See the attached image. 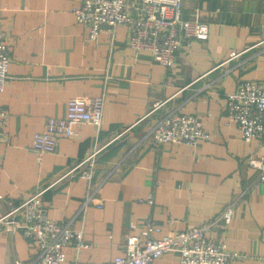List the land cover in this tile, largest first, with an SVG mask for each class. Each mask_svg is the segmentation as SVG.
Masks as SVG:
<instances>
[{"label":"crops","instance_id":"obj_1","mask_svg":"<svg viewBox=\"0 0 264 264\" xmlns=\"http://www.w3.org/2000/svg\"><path fill=\"white\" fill-rule=\"evenodd\" d=\"M78 5L0 0V27L10 43L9 77L0 91L7 113L0 215L43 190L48 216L81 229L87 244L66 246L61 264H104L123 254L128 235H141L148 217L161 225L155 235L172 234L232 204L233 216L214 238L239 251L228 264H264V183L249 162L264 158V145L244 141L225 109L226 94L239 82L264 80V0H183V17L197 15L208 34L180 48L171 66L132 48L124 25L91 40L88 26L76 20ZM99 95L100 124H81L54 152L32 148L35 132L46 118L63 116L69 98ZM169 113L196 114L211 138L155 148L152 127ZM95 150L91 190L79 175L87 161L67 172ZM37 257L33 240L0 222V264H38ZM178 261L170 251L152 264Z\"/></svg>","mask_w":264,"mask_h":264},{"label":"built area","instance_id":"obj_2","mask_svg":"<svg viewBox=\"0 0 264 264\" xmlns=\"http://www.w3.org/2000/svg\"><path fill=\"white\" fill-rule=\"evenodd\" d=\"M182 1L79 0V5L73 11L76 20L88 26V37L91 40H96L105 28L124 25L129 28V45L132 48L149 51L154 60L171 66L180 48L189 46L194 39L203 40L208 34V24L197 15L193 18L183 17ZM9 62L10 43L0 27V91L4 90L9 77ZM103 108V95L69 98L65 114L46 118L44 128L35 132L32 148L38 153L54 152L59 139L77 135L81 124H100ZM225 109L228 119L237 125L244 141L257 139L264 145V80L239 82L234 90L226 94ZM6 117L5 110L0 109V141L3 142L7 141L3 129ZM210 138V132L196 114L169 113L161 115L154 123L150 143L155 148L162 142H181L194 146L199 140ZM95 152H91L67 172H73L87 161L86 168L79 175L88 180L91 190ZM249 162L259 170L256 180L264 183V158H251ZM42 193L43 190L35 192L18 206L1 214L0 222H4L9 230H20L25 237L35 242L38 247V264H61L66 246L74 244L76 248H82L87 244L81 229L48 216ZM92 198L93 192H90L84 204ZM147 202L151 203L152 199L148 198ZM232 216V204H228L199 225L160 235L155 234L161 232V225L148 217L141 235H128L122 245L123 254L104 264H152L170 251L178 254V264H228L240 253L228 250L226 243L217 241L213 233ZM15 264L20 262L16 260Z\"/></svg>","mask_w":264,"mask_h":264}]
</instances>
